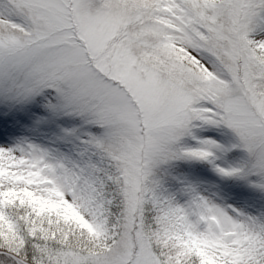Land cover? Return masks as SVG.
Returning <instances> with one entry per match:
<instances>
[{
    "label": "snow or ice",
    "instance_id": "snow-or-ice-1",
    "mask_svg": "<svg viewBox=\"0 0 264 264\" xmlns=\"http://www.w3.org/2000/svg\"><path fill=\"white\" fill-rule=\"evenodd\" d=\"M0 264H264V0H0Z\"/></svg>",
    "mask_w": 264,
    "mask_h": 264
}]
</instances>
